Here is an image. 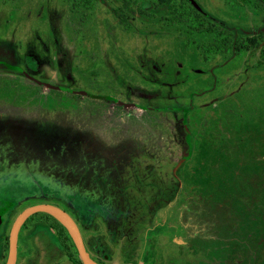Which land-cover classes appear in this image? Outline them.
Returning <instances> with one entry per match:
<instances>
[{"label":"rangeland","instance_id":"1","mask_svg":"<svg viewBox=\"0 0 264 264\" xmlns=\"http://www.w3.org/2000/svg\"><path fill=\"white\" fill-rule=\"evenodd\" d=\"M263 43L264 0H0L4 255L50 203L100 264H264ZM40 218L18 264H83Z\"/></svg>","mask_w":264,"mask_h":264},{"label":"water","instance_id":"2","mask_svg":"<svg viewBox=\"0 0 264 264\" xmlns=\"http://www.w3.org/2000/svg\"><path fill=\"white\" fill-rule=\"evenodd\" d=\"M7 207L8 205L0 208V215L6 210ZM36 212L50 214L65 227L76 246L79 257L83 264H98V262L91 258L89 252L86 250L81 231L76 221L63 208L50 203H37L30 205L17 215L9 232V253L6 264H15L18 231L23 222L30 215Z\"/></svg>","mask_w":264,"mask_h":264},{"label":"trees","instance_id":"3","mask_svg":"<svg viewBox=\"0 0 264 264\" xmlns=\"http://www.w3.org/2000/svg\"><path fill=\"white\" fill-rule=\"evenodd\" d=\"M216 28L217 27H215L214 24L210 23V26L208 25V27H203L202 29L209 30V31L213 32V31H215ZM209 43L213 44L216 47H222L224 49L231 46L232 44H235L234 45L235 49H238L241 47V44H239L238 42L233 40L230 36H224L222 38H216ZM261 51H262V53L260 56L262 57V60L264 61V43L262 45ZM38 214H40L43 217L42 219L40 218V220L43 221L44 223L47 224L48 220H50V222L51 221L54 222V223H51V225H49V226L55 228V230H53L54 232L56 231L57 233L63 234V232L66 231L65 228L60 224V222H58L54 217H52L48 213L40 212ZM63 242H64V239H63Z\"/></svg>","mask_w":264,"mask_h":264},{"label":"flooded vegetation","instance_id":"4","mask_svg":"<svg viewBox=\"0 0 264 264\" xmlns=\"http://www.w3.org/2000/svg\"><path fill=\"white\" fill-rule=\"evenodd\" d=\"M1 52H3V53H8V54H10L11 56H12V54H11V52H9V50L8 49H6L5 47H3V46H0V60H2V61H4V59L3 58H1ZM14 67V66H13ZM14 68H16V69H20L19 67H14ZM6 204H4V205H0V208H2V207H4V206H7L8 205V207L6 208V210L0 215V227L3 225V223H4V219H5V217H6V213H7V211H8V208H10L11 206H10V203L7 201V202H5ZM36 213H40V212H36ZM36 213H34V214H36ZM42 213H44V212H42ZM50 215V214H49ZM31 216V215H30ZM30 216L23 222V224L21 225V227H20V229H19V231H18V234H17V246H16V260H15V264H18V257H19V255H18V238H19V236H20V234H21V230H22V228H23V226H24V223H26V221L30 218ZM71 216V215H70ZM17 217V216H16ZM72 217V216H71ZM73 218V217H72ZM15 220V219H14ZM14 220H13V222H14ZM58 221V220H57ZM13 222H12V224H13ZM42 222V221H41ZM59 222V221H58ZM77 223V222H76ZM12 224H11V226H12ZM61 224V223H60ZM62 225V224H61ZM63 226V225H62ZM64 227V226H63ZM65 228V227H64ZM10 229H11V227H10ZM66 230V229H65ZM67 231V230H66ZM9 232H10V230H9ZM69 234V233H68ZM82 234V233H81ZM82 237H83V235H82ZM84 240V239H83ZM84 244H85V242H84ZM85 247H86V245H85ZM4 250H5V248H3V250L0 248V264H6V262H7V259H8V253H9V233H8V236H7V252H6V254L4 255ZM86 250H87V248H86ZM88 251V250H87ZM89 252V251H88ZM90 254V253H89ZM72 255V254H71ZM91 256V255H90ZM92 258V257H91ZM29 262V258L27 257V259H26V262L25 263H28Z\"/></svg>","mask_w":264,"mask_h":264},{"label":"bare ground","instance_id":"5","mask_svg":"<svg viewBox=\"0 0 264 264\" xmlns=\"http://www.w3.org/2000/svg\"><path fill=\"white\" fill-rule=\"evenodd\" d=\"M99 264V263H98Z\"/></svg>","mask_w":264,"mask_h":264}]
</instances>
